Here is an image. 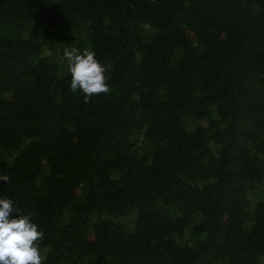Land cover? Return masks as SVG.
Segmentation results:
<instances>
[{
	"label": "trees",
	"instance_id": "16d2710c",
	"mask_svg": "<svg viewBox=\"0 0 264 264\" xmlns=\"http://www.w3.org/2000/svg\"><path fill=\"white\" fill-rule=\"evenodd\" d=\"M0 175L43 264H264V0H0Z\"/></svg>",
	"mask_w": 264,
	"mask_h": 264
},
{
	"label": "clouds",
	"instance_id": "9594fccd",
	"mask_svg": "<svg viewBox=\"0 0 264 264\" xmlns=\"http://www.w3.org/2000/svg\"><path fill=\"white\" fill-rule=\"evenodd\" d=\"M64 57L71 75V91H82L85 103L94 95L110 91L105 75L107 69L94 51L85 48L81 53L75 47L65 48ZM0 181L9 182L10 178L0 175ZM43 235L29 215L19 214L12 199L0 197V264H43L37 243Z\"/></svg>",
	"mask_w": 264,
	"mask_h": 264
},
{
	"label": "rangeland",
	"instance_id": "374dc122",
	"mask_svg": "<svg viewBox=\"0 0 264 264\" xmlns=\"http://www.w3.org/2000/svg\"><path fill=\"white\" fill-rule=\"evenodd\" d=\"M211 190H212V187L209 185L208 188H207V191L209 192V193H208L209 195H210L211 192H212ZM209 195H208V196H209Z\"/></svg>",
	"mask_w": 264,
	"mask_h": 264
}]
</instances>
